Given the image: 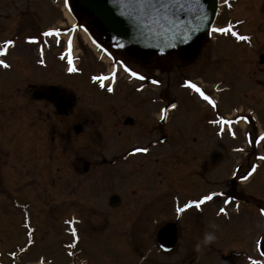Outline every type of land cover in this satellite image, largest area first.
<instances>
[{
	"label": "rangeland",
	"instance_id": "rangeland-1",
	"mask_svg": "<svg viewBox=\"0 0 264 264\" xmlns=\"http://www.w3.org/2000/svg\"><path fill=\"white\" fill-rule=\"evenodd\" d=\"M63 1L0 0V46L6 39L16 42L4 56L12 65L11 69H0V83L7 82L2 90L5 97L3 108L10 113V107L19 104L22 111L15 117H19L23 124L26 119L23 117L26 103L23 95L30 92V84H64L78 96L76 113L59 117L53 112L51 122L54 129L47 139L51 141L52 158V184L47 202H38L39 191L35 189L38 190L42 181L39 172L28 183L35 184L21 193L24 199L19 198L20 202L31 204L29 210L33 224L29 226L34 229L35 245L20 256L17 264H41L40 261L43 264H79L82 257L89 259L87 264H252L248 258L254 254L257 238L264 234V215L260 212L264 208V160L260 159L264 156V140L256 143L264 133V0H236L231 4L233 10H226V6L220 9L224 12L216 21L219 26L230 18L232 21L243 20L244 33L254 35V46H258L255 52L247 45L213 35L207 42L203 40L205 47L201 46L195 54L187 45L182 49L145 54L123 48L117 53L114 51L115 54L112 52V58L96 49L94 43L91 47L88 36L86 40L78 34L74 47L78 50V57L73 59L76 66L85 71L83 79L64 76L66 59L61 60L60 56L65 54L62 49L67 35L61 38L63 42L59 47L54 44L56 38H50L44 46V65L38 63L40 43L26 41L28 35H39L49 26L64 29L74 23ZM74 4L73 0V7ZM95 27L89 28L103 41L105 34L98 27L94 31ZM40 40L43 41L42 37ZM117 57L124 59L146 79L140 81L124 74L115 83L114 92L109 93L88 76L110 74L112 60ZM19 77L24 80L18 81ZM151 79H159L161 84L154 85ZM185 79L200 84L217 100L218 108L213 109L198 94L182 87ZM110 82L105 81V84ZM140 84L144 88L137 90ZM160 93H164L165 103L171 100L178 103L176 110L169 114L170 120L164 131L168 140L163 150L152 151L147 158L139 157V153L136 157L127 156V150L145 146L148 141L156 139L150 118L154 119L155 114L158 116L160 104H151L150 100L158 98ZM221 115L233 120L237 116H248L249 119L234 120L231 125L210 123ZM128 117L134 118L135 128L124 125ZM34 124L37 126L42 122ZM76 124L84 126L79 136L73 130ZM142 126H147L148 131ZM221 128H224L223 133ZM231 131L236 133L235 137ZM249 140L253 142L249 143ZM240 148L243 151L237 150ZM66 157L70 161L84 160L92 165L91 170L80 178L64 174ZM159 157L164 161L163 178L152 180L157 184L160 181L161 192L158 194L154 183L149 187L150 199L156 197L142 221L139 212H115L105 207L103 199L109 196V191L102 196L99 212H96L94 202L69 195L78 185L81 190L92 192L96 176L103 175L98 166L101 159L106 158L108 161L120 160L114 169L115 191L123 197L128 186L124 169L138 168L141 173L143 161L148 160L152 168ZM253 162L257 165L255 176L249 182L239 184V177L248 172ZM237 166L243 167L241 172L229 180ZM199 171L206 173L207 182L196 179ZM208 190L224 194L242 192L252 204L240 203L239 210L230 204L224 207V214L219 211L223 202L222 196H218L210 205L199 209L193 207L176 220L173 194L180 195L185 201ZM12 201L11 195L0 196V252L3 255L0 264H14L8 253L21 254L20 249L27 242L28 225L24 224L23 212ZM72 214L86 220L78 228L81 242L76 252L74 250L75 259L68 255L67 247L72 240L67 224ZM171 222L179 231V239L176 247L166 253L158 247L156 240L159 230ZM213 224L217 227L213 228ZM206 232L216 236L209 244L202 243ZM197 243H201L199 249ZM135 244L137 254L133 249ZM78 249L82 252L78 253Z\"/></svg>",
	"mask_w": 264,
	"mask_h": 264
},
{
	"label": "flooded vegetation",
	"instance_id": "flooded-vegetation-1",
	"mask_svg": "<svg viewBox=\"0 0 264 264\" xmlns=\"http://www.w3.org/2000/svg\"><path fill=\"white\" fill-rule=\"evenodd\" d=\"M72 1L73 0H68V10H69V17L73 18L74 23L69 25L67 28H70L72 25H77L78 27L76 30L71 33L73 35V49L71 52V55L73 58H77L78 50H76V43H77V38L76 36L78 34L81 35V38L86 39L88 36L89 40L87 42L91 46L93 43V40L96 41L95 43V48L98 49L99 51L102 50L100 47H97V44L102 45L103 48L108 49L109 52L114 51H119L120 49H131L136 52H141V53H147L148 51L146 50H138L136 48H133L129 46L126 43H123L122 41L115 39L111 37L106 30H102L100 27L99 22L93 18V16L89 13H87L84 9H82L78 3L77 0L75 1V7L72 6ZM236 0H229V3L232 4ZM64 2V1H63ZM221 8L223 9L227 8L226 10L231 11L233 10V7H228L223 3V0H220ZM224 8V9H225ZM227 11V12H228ZM222 11L220 13L221 17L223 15ZM91 17V18H89ZM233 19L230 18L228 19L225 24L219 25L218 27H225L227 28L229 25H232L233 31L237 32L240 35H247L250 37V42L248 41H241L237 39L236 37L232 36L230 33H223V34H216L219 35L222 38L225 39H230L233 42L237 44H243L247 45L249 48H253V52H255V49H257V45L254 46L253 40H254V35L253 34H247L244 33L243 28L241 25L244 24L243 20L242 23H237V21H232ZM80 25L83 26V28L79 27ZM94 27L97 26L100 28L105 35L102 36V40H99L96 36V34L89 28V27ZM97 27L93 28L94 31H97ZM84 29H87L85 31ZM214 34V33H212ZM67 35V34H65ZM63 35L62 37H64ZM42 37V36H41ZM40 37V38H41ZM61 37V38H62ZM205 37V36H204ZM210 35L208 34L205 38L200 37L194 41L193 44H191V48L193 49L192 53H196L200 51V48L205 47V45H202L203 40L207 42L209 39ZM42 40H47L49 41L50 38L42 37ZM3 45V42H2ZM122 45V46H118ZM59 47L58 45H55ZM202 46V47H201ZM92 47V46H91ZM94 49V47H93ZM64 52L67 54V46L63 45ZM80 50V46H79ZM96 53V52H95ZM98 57L100 56L97 54ZM112 54V58H113ZM1 58V56H0ZM118 58V57H117ZM120 58V57H119ZM112 60L113 63L116 61H124V59L119 60ZM8 62V61H7ZM73 62L75 63L74 59ZM9 63V62H8ZM76 64V63H75ZM64 76L66 77H72V76H77L83 79L85 71L80 69L77 65V67L80 69V71L75 72V73H68L66 68H67V62H64ZM114 65V64H113ZM1 70L6 69L4 67H0ZM11 68H7V70H10ZM118 69V75L116 77L115 83L122 77V75L127 74L123 71L122 68H119V65H117ZM94 76V74L88 76L91 77ZM18 81L24 80V78L17 79ZM92 80V79H91ZM93 81V80H92ZM94 82V81H93ZM7 82H2L0 83V196H10L11 195V200L12 203H14V206L19 208L23 212L24 216V224L26 225H32L33 220L31 217V212L29 210V206H31L30 203H22L19 201V198H22V192L24 189H30V185L35 184H28L30 179L35 177V173L39 172L41 175V182H40V187L38 185V202L41 203H46L47 202V193L48 189L50 188V185L52 184V166H51V141L48 142L47 139L51 137V134L53 132L52 129H54V125L51 122L53 112L59 116L63 117L58 114L57 112V105H60L61 103H68L69 105L72 106V109L68 111V115H65L66 117L70 116V114H74L78 111V96L77 94L72 92L70 88H68V85H53V84H46L42 83L39 86H36L37 84H34L32 86L30 84V92H26L23 96L26 99V103L24 105V116L26 119H24L23 124L20 122L19 116L21 110L20 105H14L13 107H10L11 112L8 113L4 108H3V103L5 101L4 94L2 92L4 88V84ZM91 83V82H90ZM117 84V83H116ZM3 86V87H2ZM8 96H11L9 93ZM10 101H12L11 97H8ZM165 95L164 93H160L159 97L156 99H151L150 102L151 104H160V107L158 109V116L156 114L153 116V118H150L151 122V129L156 133L155 137L156 139H152L151 141H148L145 146H138V147H148L149 152L147 153H139V157L147 158V156L150 154L152 151H157V150H163V146L168 140V136L164 134L165 127L168 125L169 120H170V115L168 116L167 121L165 122L164 120L160 119L161 116V109L165 108L166 105L170 104L171 102H175V100H171V102L165 103ZM5 104V103H4ZM115 105H112V108H114ZM140 107V105L138 104ZM178 106V103H177ZM177 108V107H176ZM176 110V109H175ZM16 114V115H15ZM37 118V119H36ZM36 122H42V124L35 126L34 123ZM127 122V123H126ZM149 123V119L147 121ZM124 125L127 128L133 129L136 127L137 123L135 124V120L132 117H128L124 121ZM76 126V125H75ZM74 126V128H75ZM73 128V130H74ZM144 128V131H148L147 126H142ZM151 130V132H153ZM83 132V131H82ZM81 134V133H80ZM80 134H76L79 136ZM40 140V141H38ZM202 140V139H201ZM67 150V148H65ZM133 149V148H132ZM132 149H129L126 151L127 156H135L138 153H132ZM136 157V156H135ZM65 164H64V174H70L72 176H77V177H82L86 174L89 173L91 170V166L89 163H85V161L80 160V159H74L70 161V158L66 157ZM120 161V160H119ZM118 160H107L106 158L101 159V164H99V170L101 169L103 171L102 176H96L94 184H93V190L92 192H89L87 189L81 190V187L78 185L77 189H72L73 191L69 193V195L73 194L75 199H80L82 201H89V202H94L96 206V212H99L98 207H102L100 205L101 199L103 194L106 193V191H109L108 197L106 199H103L104 206L109 208L112 211L115 212H122L126 211L129 213H133L135 211L136 213L139 212V216L141 221L143 219H146V213L149 210V206L152 207V204L154 203L153 198L156 196H152L150 199L148 195L149 187L151 188L153 183L156 186V189L159 192H161V183L157 184L152 180V178H163L162 173L164 169V161H162L159 158L156 159L155 161V166L150 168L148 165V160H145L142 162V166L144 165V168L140 169L142 172L138 173L139 170L138 168H128V170L124 169V173L126 175V179L128 180V186L125 188V194L122 197L119 192L115 191V172L114 169L117 167L119 164ZM33 162L34 165H31ZM37 166V167H36ZM155 167V168H154ZM242 166H237L235 167V172L237 174L241 172ZM249 171V170H248ZM207 172V171H206ZM206 174V173H205ZM204 174V172H196V176L199 181H205L207 182V176ZM246 174V173H245ZM243 174V175H245ZM142 177L140 179L139 177ZM234 177V175H233ZM144 178V179H143ZM146 178V179H145ZM28 179V181H27ZM136 179H140V181H136ZM160 179V180H161ZM24 181V183H22ZM136 181V182H135ZM245 180L239 181V184L244 183ZM24 184H26L24 187H22ZM77 184V183H76ZM65 187H67L66 184H64ZM11 190V191H10ZM68 190V189H67ZM75 191V192H74ZM211 190L205 191L206 194ZM75 193V194H74ZM229 192L225 193L223 195V200H225L228 196L233 197L234 199L232 202L229 204L233 205L236 204L239 205L242 202H248L247 204L251 206V199H249L247 194H244L242 192H237L234 194H228ZM202 193L198 197H190L185 199L180 198V195L178 194H173L172 200H173V213L176 216V220H180L181 217L178 215L175 211V208L177 204H183L187 200L190 199H198ZM42 196V197H41ZM24 199V198H22ZM29 198H26V201H28ZM74 200V199H73ZM72 200V201H73ZM212 201L206 202L202 206H208L211 204ZM228 205V204H227ZM201 206V207H202ZM235 206V205H234ZM137 207V209H136ZM69 221L71 222H76L81 225H84L86 220H83L82 217H77L75 214H72L70 216ZM69 221L67 223H69ZM137 222V218L134 221V223ZM146 222V221H145ZM25 225V226H26ZM178 239H179V231H178ZM258 242H260L258 244ZM254 254L251 253L252 256L251 261H259V260H264V256L261 255V252L264 251V234L257 240L256 244L254 245ZM136 249L138 246H134ZM163 250V249H162ZM172 251V250H171ZM163 252H170L169 250H163Z\"/></svg>",
	"mask_w": 264,
	"mask_h": 264
},
{
	"label": "snow or ice",
	"instance_id": "snow-or-ice-1",
	"mask_svg": "<svg viewBox=\"0 0 264 264\" xmlns=\"http://www.w3.org/2000/svg\"><path fill=\"white\" fill-rule=\"evenodd\" d=\"M113 2L116 4V6L121 10V15H126L130 17L133 21H135L140 28L149 27L153 29H160V30H166L167 32L174 33V39H180V40H189L192 38V35L197 32L200 27L204 26L205 24H211V21L209 19V15L207 11L205 10V5L203 0H113ZM65 5H68V0H64ZM223 3L227 5L229 8L232 7V5L229 3V0H223ZM194 10V11H193ZM188 12H193V19L197 20L198 23L196 25H192L190 22L183 20L181 17L183 15H187ZM237 23H242V21H237ZM77 25H72L70 28H64L61 29L59 27L55 26H49L45 30H43L39 35H28L26 37V41L30 44L33 43H40L39 47V60L38 63L41 65L45 64L44 59V46L47 45V40H40V37H46V38H52L55 37V43L57 45H60L63 41L61 37L65 34H67V56L62 53L60 56L61 60L66 59L67 62V72L68 73H75L80 71V69L76 66V64L73 62V57L71 55L72 49H73V33ZM79 27L83 28L82 25ZM87 31V29H84ZM212 33H230L232 36L236 37L237 39L241 41H248L250 42V37L247 35H240L237 32L233 31L232 25H229L227 28L225 27H216L212 26L211 30L209 32V35ZM15 40L13 39H6L3 42V45L0 46V56H5L8 54L9 48L15 45ZM93 43L95 44L96 41L93 40ZM122 46V45H118ZM174 46V45H172ZM97 47H100L102 51L108 55L109 57L112 56V53L108 51V49L103 48L102 45L97 44ZM161 53L164 52V48L160 49ZM117 65H119V68H122L125 73L129 75L130 78H135L140 81H144L146 79L145 75L141 74L138 70H134L132 67H130L126 62L124 61H116L113 65V71L110 74L104 75H94L91 77V79L94 82H97L100 84V87L105 88L107 92L111 93L115 90V81L116 77L118 75V69ZM0 66L4 68H11V64L8 63L5 59H0ZM105 81H111L110 83L105 84ZM151 83L154 85L161 84V81L159 79H151ZM182 87H186L190 90H192L194 93L198 94L199 98L203 101L207 102L213 109L218 108V102L216 99H214L210 94H208L203 87L195 82L193 79H185L183 81ZM144 88L143 84L139 85V88L137 90H142ZM169 107L175 109L177 105L175 103H172L169 105ZM168 115L167 108L161 109V120H166ZM249 119L248 116H237L234 118L236 122L240 120L247 121ZM233 119H227L224 116H219V119H213L210 121L212 124H223V125H231L234 122ZM221 133H223L224 128L220 129ZM230 134L235 137L236 133L234 131H231ZM264 140V133H261L259 138L256 140V143H259L260 141ZM252 140H249V143H252ZM238 151H243L242 148L237 149ZM149 152L148 147H134L132 149V153H147ZM261 160H264V156L260 157ZM257 170V165L253 164L250 165V171H248L245 175L240 176L239 178L241 180H247L249 177L253 175L254 172ZM233 175H237V172H233ZM224 193H218L215 191H209L206 194L201 195L198 199H190L187 200L185 203L177 204L175 211L178 215L183 214L184 212L188 211L189 209L195 207L197 209L201 208L203 204L206 202L212 201L214 197L223 196ZM234 198L231 196H228L224 200V204L227 205L230 202H232ZM238 208V205H237ZM220 213L226 214V209L224 207H221L219 209ZM260 212L262 215H264V208L260 209ZM71 223V221H69ZM72 242L67 245V247L74 249L77 246V243L80 239L79 235L77 234V229L72 228ZM33 236V230L29 229L28 232V239L26 242L25 247H21L20 251L21 253L25 252L28 247H31L34 244V240L32 238ZM260 242H258L259 244ZM73 253H69V255H72ZM13 257L16 256V253L13 252L11 254ZM261 255L264 256V251L261 252ZM251 259V257L249 258ZM41 264H43V261H41ZM252 264H264V260L259 261H253Z\"/></svg>",
	"mask_w": 264,
	"mask_h": 264
},
{
	"label": "water",
	"instance_id": "water-1",
	"mask_svg": "<svg viewBox=\"0 0 264 264\" xmlns=\"http://www.w3.org/2000/svg\"><path fill=\"white\" fill-rule=\"evenodd\" d=\"M78 4L87 12L96 18L103 28L113 37L119 38L140 50L159 51L164 48L165 51L174 48L180 49L186 44L192 43L197 37L203 35L213 25L218 9V0H203L205 10L209 15L211 24H205L192 35L189 40L174 39V33L166 30L153 29L149 27L140 28L139 25L126 15H121V10L116 6L113 0H77ZM194 11V10H193ZM192 25L198 23L193 19V12L181 17ZM174 45V46H172ZM264 62V59L262 60ZM72 106L68 103L57 105L59 114H67ZM171 107L168 106L169 111ZM83 131L82 125L75 126L77 134ZM158 239L161 245L173 248L178 241L177 227L169 223L158 232Z\"/></svg>",
	"mask_w": 264,
	"mask_h": 264
},
{
	"label": "clouds",
	"instance_id": "clouds-1",
	"mask_svg": "<svg viewBox=\"0 0 264 264\" xmlns=\"http://www.w3.org/2000/svg\"><path fill=\"white\" fill-rule=\"evenodd\" d=\"M212 227L215 228V227H217V225L213 224ZM215 239H216V236H215L214 233H212V232H206L204 234L202 243L203 244H209L212 241H214ZM200 247H201V243H197L196 248L199 249ZM79 264H87L86 259H81L79 261Z\"/></svg>",
	"mask_w": 264,
	"mask_h": 264
},
{
	"label": "bare ground",
	"instance_id": "bare-ground-1",
	"mask_svg": "<svg viewBox=\"0 0 264 264\" xmlns=\"http://www.w3.org/2000/svg\"><path fill=\"white\" fill-rule=\"evenodd\" d=\"M254 176H255V175H254ZM254 176H253V177H254ZM253 177H252V178H253ZM252 178H251V179H252ZM251 179H250V180H251ZM250 180H249V181H250Z\"/></svg>",
	"mask_w": 264,
	"mask_h": 264
}]
</instances>
